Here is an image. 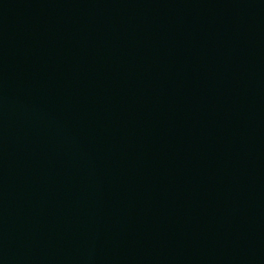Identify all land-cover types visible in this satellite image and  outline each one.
<instances>
[{
  "label": "water",
  "instance_id": "obj_1",
  "mask_svg": "<svg viewBox=\"0 0 264 264\" xmlns=\"http://www.w3.org/2000/svg\"><path fill=\"white\" fill-rule=\"evenodd\" d=\"M0 264H264V0H0Z\"/></svg>",
  "mask_w": 264,
  "mask_h": 264
}]
</instances>
